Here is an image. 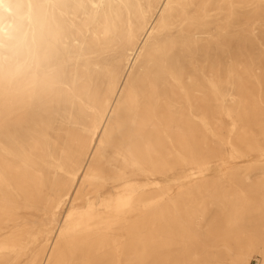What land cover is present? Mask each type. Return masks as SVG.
Here are the masks:
<instances>
[{
    "label": "bare ground",
    "instance_id": "bare-ground-1",
    "mask_svg": "<svg viewBox=\"0 0 264 264\" xmlns=\"http://www.w3.org/2000/svg\"><path fill=\"white\" fill-rule=\"evenodd\" d=\"M264 264V0H0V264Z\"/></svg>",
    "mask_w": 264,
    "mask_h": 264
},
{
    "label": "rangeland",
    "instance_id": "rangeland-1",
    "mask_svg": "<svg viewBox=\"0 0 264 264\" xmlns=\"http://www.w3.org/2000/svg\"><path fill=\"white\" fill-rule=\"evenodd\" d=\"M257 254L253 253L252 256L250 257V264H258L257 261ZM223 263L228 264V261H223Z\"/></svg>",
    "mask_w": 264,
    "mask_h": 264
}]
</instances>
